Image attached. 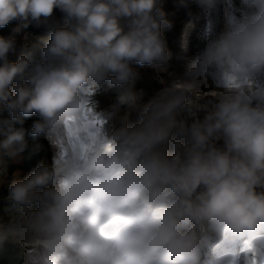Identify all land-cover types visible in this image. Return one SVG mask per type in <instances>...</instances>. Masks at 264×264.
<instances>
[{
	"label": "clouds",
	"instance_id": "obj_1",
	"mask_svg": "<svg viewBox=\"0 0 264 264\" xmlns=\"http://www.w3.org/2000/svg\"><path fill=\"white\" fill-rule=\"evenodd\" d=\"M163 2L0 0V28L50 33L39 58L15 62V36H0V164L26 147L20 116L36 114L29 134L58 147L4 197L24 264H264V0H243L218 33L209 19L200 54L140 106L132 65L159 70L171 55ZM194 2L210 14L223 0ZM104 81L138 112L112 133L88 94ZM86 113L100 134L85 151L69 132Z\"/></svg>",
	"mask_w": 264,
	"mask_h": 264
},
{
	"label": "rangeland",
	"instance_id": "obj_2",
	"mask_svg": "<svg viewBox=\"0 0 264 264\" xmlns=\"http://www.w3.org/2000/svg\"><path fill=\"white\" fill-rule=\"evenodd\" d=\"M186 5V6H185ZM163 10L166 13V19L172 22L171 29L164 28L163 35L167 42V48L170 52V58L166 64L159 70L155 66H140L133 64L134 70L139 73V79L131 86V94L135 97V101L140 106L150 102L163 88L173 82V74H183L189 65L195 60L205 47L207 24L211 19L213 31L218 33L221 31L229 16H240L246 11L243 0H223L219 8L206 13L204 9L199 7L194 0H164ZM53 20L64 25V16L57 11ZM17 21H13L9 25V30L16 40V52L10 56L15 62L22 54L31 53L37 58L45 42L49 38V30L43 27L38 35L21 28L19 32L13 33V29L17 26ZM204 91L213 90L209 85L203 88ZM211 97L206 98L200 103H206ZM92 111L96 118L101 122L102 128L107 133H112L122 126V117L130 112V122H135L138 118V112L133 110L131 101L128 99L127 88L111 86L108 81H104L99 85V90L93 92L91 96ZM0 136V140L5 139ZM39 146L44 147V151L48 153L45 163L51 165L53 156L57 153L58 147L54 146L43 135L35 137ZM20 153L15 157L5 155L3 163L0 164V189L13 183L17 179H23L24 174L20 168ZM16 173H19L17 176ZM5 208L0 211V224L4 225L3 232L0 237L9 242L24 246L20 243L19 238L13 239L9 232L8 226L13 215L17 213H9ZM236 264H240L239 260Z\"/></svg>",
	"mask_w": 264,
	"mask_h": 264
},
{
	"label": "trees",
	"instance_id": "obj_3",
	"mask_svg": "<svg viewBox=\"0 0 264 264\" xmlns=\"http://www.w3.org/2000/svg\"><path fill=\"white\" fill-rule=\"evenodd\" d=\"M11 23L4 28H0V36L6 37L12 35L9 30V25ZM24 29L31 32L33 35H38L43 30V26L37 27L34 24H30ZM3 117L11 119L10 114L7 111L3 113ZM37 119H39V117L36 114H33L27 117L20 116L18 120L12 121V126L14 128L23 127L26 130V147L22 152H20V168L23 171L24 177H26L40 162L45 163V158L49 156L48 153L44 151V147L39 146L36 142V136L33 137L29 134L33 121ZM11 184L12 183L9 182L6 186L0 189V211L9 207V204L4 197L7 196ZM25 250L24 246L9 242L0 237V264H24Z\"/></svg>",
	"mask_w": 264,
	"mask_h": 264
},
{
	"label": "snow or ice",
	"instance_id": "obj_4",
	"mask_svg": "<svg viewBox=\"0 0 264 264\" xmlns=\"http://www.w3.org/2000/svg\"><path fill=\"white\" fill-rule=\"evenodd\" d=\"M88 94H93V90L89 89ZM81 132L83 135H81ZM100 134V126L96 122L90 121L87 113L81 117L80 121L77 122V132H69V143L79 142L82 148L86 151L88 148L87 141H95L96 137ZM244 264H260L256 254L252 253L250 258H247Z\"/></svg>",
	"mask_w": 264,
	"mask_h": 264
}]
</instances>
